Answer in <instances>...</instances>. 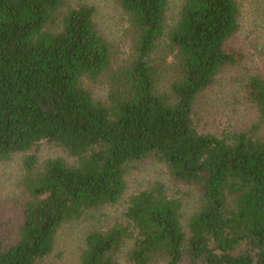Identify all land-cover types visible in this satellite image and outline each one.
Here are the masks:
<instances>
[{
    "label": "trees",
    "instance_id": "obj_1",
    "mask_svg": "<svg viewBox=\"0 0 264 264\" xmlns=\"http://www.w3.org/2000/svg\"><path fill=\"white\" fill-rule=\"evenodd\" d=\"M115 1L123 59L93 6L0 0V161L44 141L76 159L25 158L29 197L16 238L0 237V264H40L64 224L120 203L131 165L149 158L199 190L188 232L181 201L156 182L129 198L126 223L86 236L80 264H264V75L243 80L249 127L218 136L195 121L199 97L245 60L238 0H182L168 31V0Z\"/></svg>",
    "mask_w": 264,
    "mask_h": 264
},
{
    "label": "rangeland",
    "instance_id": "obj_2",
    "mask_svg": "<svg viewBox=\"0 0 264 264\" xmlns=\"http://www.w3.org/2000/svg\"><path fill=\"white\" fill-rule=\"evenodd\" d=\"M72 5L87 4L95 8L94 21L100 33L115 47L118 58L123 59L129 50L126 36L127 17L115 0H69ZM182 0H168L166 31L178 21ZM241 9L240 31L235 44L242 50L245 60L239 68H230L218 76L196 104L197 128L205 133L222 135L232 130H243L256 120L255 109L249 101L243 80L249 75H264V0H238ZM159 56L155 55V58ZM159 62V61H158ZM169 82L165 77L163 89ZM97 98L105 99L107 90L102 84L91 85ZM36 156L41 167L46 161L64 159L76 164V159L55 144L41 142L29 152L17 153L0 161V237L6 242L16 238L23 221V206L28 194L23 188L26 175L24 161ZM128 189L122 201L96 213H88L79 221L64 224L56 235L55 248L40 264H80L86 236L98 229H107L117 223H126L125 211L129 198L156 182L165 185L170 197L182 203V226L185 231L190 218L200 206V193L195 186L175 180L167 167L154 158L134 162L127 175ZM241 247V251L245 250Z\"/></svg>",
    "mask_w": 264,
    "mask_h": 264
}]
</instances>
